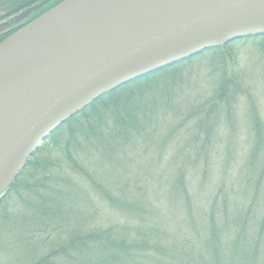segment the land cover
<instances>
[{"label":"rangeland","instance_id":"obj_1","mask_svg":"<svg viewBox=\"0 0 264 264\" xmlns=\"http://www.w3.org/2000/svg\"><path fill=\"white\" fill-rule=\"evenodd\" d=\"M167 69L169 72L162 78L164 82L155 84L153 91L158 92L159 102L164 84L175 86V91H171L165 103V107H169L162 114L165 118L158 117L150 126L156 128L155 134L138 142L132 150L126 145L127 149L121 146L122 149L106 152V148L98 150V145L93 144H85L79 152L81 147L74 150L76 164L85 170V180L77 177L67 163L61 142L43 144V151L34 158L40 169L37 172L26 170L17 181V191L9 193L2 201L0 264H30L47 255L49 250L67 243L72 236L104 231H108L109 236L102 240L109 237L125 243L122 255L127 258L124 259L127 264L180 263L181 257L177 261L173 259L177 258L175 249H180L178 245L184 248L186 240L200 249L201 232H208L210 226L207 211L221 197L219 193L229 198V212L235 208L242 211L253 197L258 201L255 206L263 204V195L257 200V182L264 170H249L251 164L247 162L254 139L252 113L258 115L264 136L262 41L242 39L231 47L221 48L218 53L205 52ZM224 82L225 93L232 98L218 102L214 111L213 107L207 109L211 117L206 122L202 116L187 122L188 112L222 95ZM132 89L128 91L135 94ZM140 95H135L137 102L141 100ZM108 101V108H97L99 114L116 112ZM82 119L77 118L72 126H82ZM205 130H209L206 133L213 138L204 151ZM67 138L64 135L62 140ZM134 144H137L136 138ZM256 155L263 166L264 140ZM197 159L196 167L190 165ZM183 169L187 201L175 185ZM253 178L251 192L247 190V182ZM32 187L37 190L33 191ZM234 202L238 207L232 206ZM217 205L220 209L219 200ZM263 209L262 205L259 218ZM38 210L45 213L38 214Z\"/></svg>","mask_w":264,"mask_h":264},{"label":"water","instance_id":"obj_2","mask_svg":"<svg viewBox=\"0 0 264 264\" xmlns=\"http://www.w3.org/2000/svg\"><path fill=\"white\" fill-rule=\"evenodd\" d=\"M261 35L264 0L62 1L0 43V197L56 128L105 94Z\"/></svg>","mask_w":264,"mask_h":264},{"label":"trees","instance_id":"obj_3","mask_svg":"<svg viewBox=\"0 0 264 264\" xmlns=\"http://www.w3.org/2000/svg\"><path fill=\"white\" fill-rule=\"evenodd\" d=\"M43 1L45 0H0V43L16 30L24 27L64 0H48L45 7L31 14L27 19L18 24L10 23V20L16 16V14ZM245 39L260 40L264 45V35L248 37ZM238 41L239 40L231 42L223 47H231ZM223 47L207 51L206 53H218ZM228 57H230L229 54L227 55V58ZM188 61L189 60L181 63H186ZM230 61L233 62L232 59H230ZM179 65L180 63L175 64L176 67ZM168 70L169 69L166 70L165 68L163 71L152 73L144 78L133 81L132 83L105 94L97 101L91 103L83 111L79 112L77 115L56 128L45 141L44 145H57L61 142V145L63 144L62 148L67 163L71 165V168L73 172L77 174V177L82 179L87 177L85 175V170L76 164L74 156V150H78L79 147L81 148L77 152L81 151L85 144H93L94 146L98 145V150L106 148L108 150H106V152L114 151L116 149L118 150L119 148L122 149V147H125L126 145H128L127 147L130 146V150L134 149L135 146H138V142L148 139L155 134L156 128H150V126L153 125V121L158 117L163 116V118H165L162 114L169 109V107H165L167 106L165 103H168V98L171 95V91L173 89L175 91V86L164 84L161 91V102H159L158 99V92L153 91L157 85L162 83V78H164L163 75L167 74V72H169ZM225 82L223 83V88L221 89V91H224L222 95L209 99L208 102L205 103L204 107H199L197 110L188 112L185 115V120L188 122L191 118L194 119L202 116L203 121H207L209 117H211V112L208 114L207 109L210 110L209 108L213 107L214 111L215 105L218 102H221V100L226 101V99L229 100L230 97L232 98V96L225 93ZM227 86H229L228 83ZM128 88H133L132 91L135 90L136 93L132 94L131 91H128ZM115 93L123 94V96L114 97ZM137 93H141L139 96V98L141 97V100L142 98L147 99L145 103H142L141 100L139 102L136 101L135 95ZM126 97H128V99H126ZM108 100H110L111 104L115 106V109H117L116 112H114L113 109L114 113L105 111L99 114L100 111L97 108L101 107V110H104L103 106L108 108ZM200 113H204V115H201ZM77 118H83L82 120L84 124L76 128L72 125H74ZM94 119L95 123H93ZM252 122L254 125V139L247 162L251 164V166L249 165V167H251L249 170L253 169L256 172L257 169L264 170V164L261 166V162H258V156L256 155L263 147L264 136L261 131L260 119L257 114L252 113ZM184 123L185 122L182 124ZM208 131L209 130H205V139L202 141L204 151L210 147L209 139L213 138L208 137L211 135L210 133H206ZM175 132L178 134V131H174V133ZM110 133L112 134L110 135ZM199 134L202 133L199 132ZM64 135L66 137L68 136L66 141L62 140ZM80 136L82 137L80 138ZM77 137H79L80 141ZM134 138H136L137 144H134ZM117 143H120V145ZM44 145L33 157L28 160L26 166L19 174L18 179L13 182V184L7 189L6 193L0 198V207L4 203L2 201H4L9 193L17 191V181L22 178L26 170L37 172L39 162L36 160L34 161V158H36V156L43 151V148L45 147ZM127 147L125 148L127 149ZM255 156L257 157L255 158ZM197 164L198 159L190 165L196 167ZM180 173L181 176L176 179L175 185L180 189L181 194H183L184 199L187 201L188 194L184 187V176L186 172L183 169ZM249 174L250 177L253 176V173ZM263 178L264 174L260 176V179L257 182V200L262 195L264 196V184L261 185ZM254 179L255 178L247 182L248 191L252 192ZM47 180L48 179L45 177V181ZM261 187L262 189L260 190ZM32 188L34 189V187ZM42 189L44 190L45 187ZM36 190L37 189L35 188L33 191ZM98 191L101 194V191ZM219 194L221 197L219 199L216 198L217 200L213 202L212 206L207 211L206 219L210 226L208 227V232L205 230L201 232L203 238L201 240L200 249H198L195 245H191L188 243V240H186L184 248L178 245V248L180 249H175V255L177 258H173L175 261L179 260L180 257L183 260H181L180 263L172 264H264V212L259 218L260 207L262 205L264 206V201L261 206L259 203L255 206L258 201H256L253 197L249 205L242 211H238V209L235 208V210L229 212V198L222 193ZM105 195L108 196V194ZM105 199L106 201L108 200L106 197ZM218 200L221 205L220 209L217 205ZM42 201L45 204L47 200L45 199ZM232 206L238 207L237 202H234ZM28 209L32 210L31 208ZM37 213L44 214L45 210H38ZM80 234L72 236L67 243L61 244L56 248L49 250L47 255L36 258V260L30 264H127V262L125 263L124 261V259L126 260L127 258L122 255V253H124V248L122 246H124L125 243H122V241L119 243L112 241L109 237L102 240L103 237L109 236L108 231L84 236H81ZM155 249L160 251L158 247H155ZM151 252H153V250ZM142 254L144 255L146 253ZM128 264L131 263L129 262Z\"/></svg>","mask_w":264,"mask_h":264}]
</instances>
